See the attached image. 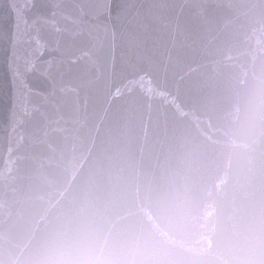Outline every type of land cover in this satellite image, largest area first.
<instances>
[{"label":"water","instance_id":"95a60500","mask_svg":"<svg viewBox=\"0 0 264 264\" xmlns=\"http://www.w3.org/2000/svg\"><path fill=\"white\" fill-rule=\"evenodd\" d=\"M34 3L14 45L0 0L22 57L20 79L0 57V264H74L84 228L145 239L154 264H203L214 235L216 264H264V0Z\"/></svg>","mask_w":264,"mask_h":264},{"label":"clouds","instance_id":"9594fccd","mask_svg":"<svg viewBox=\"0 0 264 264\" xmlns=\"http://www.w3.org/2000/svg\"><path fill=\"white\" fill-rule=\"evenodd\" d=\"M162 210L177 225L186 222L192 215L189 193L177 187L162 194ZM237 245L239 240L229 239ZM68 247L74 264H154L153 247L135 235L123 236L106 229L84 228L70 240ZM221 250L217 237H213V248L201 254L203 264H216Z\"/></svg>","mask_w":264,"mask_h":264},{"label":"snow or ice","instance_id":"6c2138e0","mask_svg":"<svg viewBox=\"0 0 264 264\" xmlns=\"http://www.w3.org/2000/svg\"><path fill=\"white\" fill-rule=\"evenodd\" d=\"M19 4L20 9H16L15 5ZM9 5L13 9L14 12L17 13V16L19 17L17 21L15 22V29H19L20 31L17 33V39L13 41V44L18 42L19 35L20 33L26 34L28 29L26 27L27 21L22 19V12L25 8L31 9L35 7L34 0H9ZM111 12V0H109V14ZM55 15V12L52 13ZM21 24L25 25L24 28H21ZM7 39V30L3 22H0V57H4L6 59V67L8 70L11 71V74L14 75L17 79L21 78V65L18 63L22 59L21 56L15 55L14 53H8L6 48L4 47V44ZM34 41L37 48L41 47V41L39 38V35L37 34L36 36L32 37V40L29 42ZM39 55H43V52L40 51L38 53ZM14 59L17 61V63L14 64ZM26 64V71L27 72H32L35 68V59L32 58L31 53H29L28 59L25 60Z\"/></svg>","mask_w":264,"mask_h":264}]
</instances>
